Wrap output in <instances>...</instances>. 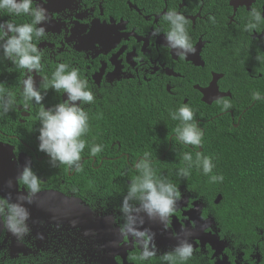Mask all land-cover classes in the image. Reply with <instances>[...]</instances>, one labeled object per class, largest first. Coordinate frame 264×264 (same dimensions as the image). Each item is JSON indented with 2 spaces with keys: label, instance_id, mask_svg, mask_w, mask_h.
Returning <instances> with one entry per match:
<instances>
[{
  "label": "flooded vegetation",
  "instance_id": "obj_1",
  "mask_svg": "<svg viewBox=\"0 0 264 264\" xmlns=\"http://www.w3.org/2000/svg\"><path fill=\"white\" fill-rule=\"evenodd\" d=\"M37 3L43 4V0H37ZM250 4V0H48L47 4H43L50 16V21L42 25L47 33L37 42L44 53V68L33 76L37 87L43 90L47 86L44 104L33 102L29 109L23 107L22 81L27 76V70L18 69L11 61L0 57V89L12 93L17 101L12 111L0 115V196L8 197L10 194L11 201L17 202L20 195H27L24 186L16 182L26 163H30L42 179V192L33 203H24L31 214L28 221L31 232L24 241H18L0 221V264H99L95 258L99 250L96 237L84 239L80 236L74 216L82 207L93 214L97 222L99 219L113 221L115 229L124 223L119 210L123 196L114 202L115 197L109 193L103 198L93 192H88L89 198L80 195L82 188L77 181L78 173L63 165L53 167L49 157L38 149L39 111L67 99L66 93L55 92L51 88L52 73L58 64L63 62L78 68L96 93L95 103L86 106L90 116V133L84 138L89 143V149L82 153V164L84 167L90 160L93 163L98 161L97 156L93 157L90 153L92 136L93 144L103 145L105 158L98 165H93V170L100 171L104 160H111L106 157L107 145L110 144L111 152L116 144L112 141L119 134L127 133L128 125H123L126 124L125 112L129 107L134 111L135 122H140L141 126L151 125V119L145 121L143 117L144 103L127 104L120 100L121 96L143 95L144 88L162 94L166 90L172 94V102L184 97L183 103L196 108L199 115V110L208 105L203 102V94L198 88H209L216 74L223 73L217 63L225 52L220 34L224 32L226 37L231 33L241 34V43L250 56H254L257 50L264 52V23L259 24L256 30H244L252 8L263 13L264 0L261 4L257 0ZM169 9L182 12L188 18L195 47L200 40L203 41L201 59L194 58L198 61L196 64L186 58L174 57L171 49L164 46V32L169 26L162 17ZM8 20L17 24L27 23L31 17H10L6 12L0 15V22ZM153 28L160 29V35L153 37ZM225 78L226 75L221 79L223 81L218 82L220 92L233 93L227 84L230 80L224 81ZM232 93L231 97L222 99L233 100ZM157 103L146 105L152 108L165 106ZM155 119L156 116L153 117ZM147 137L149 142L159 139L157 129L152 128ZM173 139L175 133L170 136L169 142ZM102 151L98 154L101 157L104 156ZM114 155L115 159H123L124 168L132 166L129 162L133 159L131 155L119 151ZM134 158L137 161L141 157ZM9 180L13 182L11 188L7 184ZM180 190L186 199L182 198L179 202L170 224L173 234L177 233L176 229L182 231V227L189 230L197 227L196 219H192L197 218L195 205L202 210L201 219L214 218L212 229L207 227L206 233L221 232L216 217L209 212L206 199L203 196L197 198L198 192L190 188ZM174 219L178 221L177 227L174 226L176 229L173 227ZM128 242L129 238L123 240V244ZM193 243L198 248L189 264H216L223 259V256L215 257L211 246L203 248L197 240ZM242 250L246 249L229 247L223 253L227 264H259L257 255L260 260L262 258L258 250L249 249L248 253ZM140 252L139 245L134 244L133 251L126 255L127 264H137L135 257ZM117 262L124 263L121 258H117Z\"/></svg>",
  "mask_w": 264,
  "mask_h": 264
},
{
  "label": "clouds",
  "instance_id": "obj_2",
  "mask_svg": "<svg viewBox=\"0 0 264 264\" xmlns=\"http://www.w3.org/2000/svg\"><path fill=\"white\" fill-rule=\"evenodd\" d=\"M47 2L48 0H43V4H47ZM250 2V5H252L253 0H250ZM43 4L37 3V0H0V15L6 12L10 17H31L30 22L27 23L17 24L11 20L0 22V57L11 61L18 69L27 70V76L22 81L21 92L24 102L23 107L26 110L31 107L33 102L38 105L44 104L48 94L47 86L45 85L43 90L40 86L37 87L36 79L33 76V73L38 74L44 68L42 63L44 53L37 46V42L45 37L47 31L42 25L50 21V16L48 9ZM162 19L169 26V29L164 32L166 41L164 46L171 49L174 57L186 58L187 61H192L193 64H196L201 59V51L198 54V47L193 44L195 41L189 33L188 18L182 12L169 9L163 14ZM210 19L215 22L214 18L210 17ZM261 23H264V10L262 13L256 8H252L249 12V22L244 30H256ZM160 33V29L153 28V37L160 35ZM197 44L198 46L203 45V41L200 40ZM194 58H197L198 61ZM244 64L240 67H243ZM245 69L251 80L240 89L241 94L246 95V97H239L235 106L232 107V103L229 100L222 99L218 95L212 98L211 104L205 102L208 107L199 110L201 120H196V108H192L188 104L177 108L176 111H170L171 119L180 122L174 129L175 139L180 144L199 147L200 151H202L203 144L211 138V136H207V132L210 133L212 128L217 131L224 118H227V123L230 118L229 133L234 135L238 132L247 111L253 108L257 101L264 100V96L254 88V85L258 82L256 73L248 66ZM224 76V73H218L212 81L215 82L218 89V82L219 80L223 81L221 79ZM258 77L261 78L263 75L259 74ZM243 83L244 79L242 78L240 86ZM51 88L55 92L62 91L63 94L66 93L67 99H64L62 103L55 104L49 108L44 107L39 111L38 149L49 157V162L53 167L60 168L63 165L74 173L82 172V153L84 150L87 151L88 148V143L84 137L90 130V116L86 106L95 103L97 99L96 93L89 86V80L78 68L63 62L59 63L52 73ZM198 89L201 92L205 88ZM232 90L235 92L234 89ZM230 92L221 93L219 90V94H230L228 97H231L232 92ZM182 98L184 100V97ZM203 99H205L204 95ZM16 103V98L12 93L0 89V115L8 114L14 109ZM140 124L139 122L140 129L137 130L139 134L146 130L148 131L149 128L147 126H141ZM209 127L211 128L207 130ZM210 140L217 143L220 139L211 138ZM175 143L176 141L173 139L169 144L171 149L169 150V146L168 148L166 147V152H170ZM102 150L103 145L101 144L90 146V153L93 157L97 156ZM213 159V157L203 156L199 151L196 152L195 159H193L191 152H184L182 153V160L186 162V166L178 169L176 174L182 178H188L191 175V169L195 167L198 171L202 170L203 174L207 176L216 167ZM133 166L139 172V175L128 184L127 193L123 196V201L119 208L124 220V223L119 226V236L122 240L131 238L134 244L139 245L141 252L135 259L140 261L158 259L161 264H188L195 255V246L189 239L193 233L188 228L182 227L183 236L180 233H174V237L178 240L177 245L173 249L167 248L163 251L158 249L155 243V232L143 227L146 215L149 220L159 221L165 230L171 228L170 224L173 222V216L179 208V202L182 200L180 187L167 177H158L156 175L151 153L149 152H145L142 158L134 162ZM223 180V175L210 176V182L212 183L223 182ZM16 182L24 186L27 190V195H20L17 202L11 201L10 194L8 197L0 196V221H2L4 228L8 232L15 236L18 241L23 242L24 238L31 232L28 224L31 214L28 208L24 206V203H33L38 194L42 192V179L33 170L31 164L26 163L16 177ZM7 184L10 188L13 186L11 180ZM210 218L214 224V218L208 217V219ZM209 228L212 229L211 225ZM220 233L211 232L207 234L218 236L221 241H227L228 245L224 250L225 252L229 247H232L231 242L221 238ZM198 242L200 243L199 246H201V242ZM224 258L227 259L223 255V259L216 264L223 263ZM261 258L263 259L262 255ZM262 259L260 260V256L257 255L259 264Z\"/></svg>",
  "mask_w": 264,
  "mask_h": 264
},
{
  "label": "trees",
  "instance_id": "obj_3",
  "mask_svg": "<svg viewBox=\"0 0 264 264\" xmlns=\"http://www.w3.org/2000/svg\"><path fill=\"white\" fill-rule=\"evenodd\" d=\"M261 1L257 0L258 4H261ZM189 33L191 35L190 29ZM223 35L220 34V37L225 52L217 63L221 67L219 71L226 75L225 80H232L227 81L228 88L235 90L232 94L234 99L227 98V100L232 101L235 106L239 97H246L240 92L243 85L251 80L246 72V66L256 73L258 82L255 81L257 83L254 88L264 96V52L257 50L254 56H249L248 50L241 43V34L231 33L227 37ZM243 64L244 66L240 67ZM259 74L263 77L259 78ZM242 78L244 83L240 86ZM143 91V95L142 93L134 96L126 94L121 96L120 100L127 104L144 103L151 104V106L154 102L165 104L163 107L153 108L144 105L145 121H150L148 118L151 119L148 131L151 128L157 129L159 139L149 142L147 130L137 136V130L140 129L139 123L134 121V111L129 107L128 112H125L126 124L123 125V127L128 125L127 133L119 134L118 138L116 137L112 141L116 144L111 152L110 144L107 145L106 157L111 160L105 159L100 171L93 170V165H98L100 160L105 158L102 151L104 156L97 155V163H93L92 160L86 162L83 171L78 173L77 181L82 188L80 195L84 194V197H88V192L89 194L93 192L97 197L103 198L104 194L109 193L115 197L114 202L118 201L120 197L126 195L131 180L139 175L137 170L134 171V157L142 158L145 152H149L158 177H167L180 189L190 188V190L198 192L197 198L203 196L209 204V212H212L217 219L221 229V238L231 242L232 247L246 249L242 250L245 253H248L249 249L258 250V253L263 257L260 264H264V100L257 101L256 105L247 111L236 134L229 133L230 118L228 123L227 118H224L217 131L212 128L210 133L207 132V136L220 139L217 143L210 138L203 144V150L200 151L199 147L182 145L174 139L176 143L172 150L166 152L170 144L169 138L180 123L172 120L169 113L176 111L179 105L180 107L184 105L183 98L180 101L172 102V94L166 90L164 94L147 88H144ZM173 104L175 106H172ZM188 105L190 106V104ZM154 116H156L155 120H153ZM196 118V120L200 119L197 113ZM156 124L158 128L155 126ZM91 139L93 145L92 136ZM116 151L132 156L133 159L129 160L132 163L130 168H124L123 159L113 158ZM197 151L201 152L203 156L214 158L213 163L216 167L213 172L206 176L202 170L198 171L193 167L188 178L178 176L176 174L178 169L186 166V162L182 160V153L191 152L195 159ZM125 160L124 164H126ZM211 175H223L224 180L212 183L210 182ZM219 195H222L223 200L220 204H216L215 200ZM136 263L161 264V261L158 259L140 261L138 259Z\"/></svg>",
  "mask_w": 264,
  "mask_h": 264
},
{
  "label": "water",
  "instance_id": "obj_4",
  "mask_svg": "<svg viewBox=\"0 0 264 264\" xmlns=\"http://www.w3.org/2000/svg\"><path fill=\"white\" fill-rule=\"evenodd\" d=\"M202 49V45L198 46V54ZM222 76V75H221ZM219 79V78H216ZM202 94L205 96L204 102L207 104L212 103V98L215 96L228 97L230 94H219L218 86L215 82H212L210 87L207 89L201 90ZM186 199L185 196L182 197ZM222 200V196H219L216 204H219ZM197 212V218L192 217V219H196V229H191L190 231L193 233L191 237H189L190 242L193 243L194 240H198L201 242V246L204 248L207 244H209L212 249L215 251L216 255L222 254L227 247V241H221L218 236H211L210 234L205 233V229L213 224L212 219H208L204 221L201 219V208L199 205H195ZM72 219L73 216H70ZM69 218V219H70ZM75 218V226L80 231V236L84 237H96V243L99 250L95 254L96 262L99 264H119L117 262V258L123 259V264H127L126 258L129 251H133L134 242L131 238H129V242L123 244L122 238L119 236V228L114 227L113 221L101 220L97 222L93 218V214L87 212L86 209L80 207V211L76 213ZM173 227H177V219H174ZM189 223V222H187ZM144 228H149L153 232H155V243L158 249L165 251L167 248L173 249L178 240L174 237L171 229L165 230L164 226L159 221L149 220L145 215V224ZM174 227V228H175ZM176 229V228H175ZM177 233H180L183 236V232L179 229H176ZM194 244V243H193ZM195 249L198 248V245L194 244ZM219 264H227V259L224 258L223 263Z\"/></svg>",
  "mask_w": 264,
  "mask_h": 264
},
{
  "label": "rangeland",
  "instance_id": "obj_5",
  "mask_svg": "<svg viewBox=\"0 0 264 264\" xmlns=\"http://www.w3.org/2000/svg\"><path fill=\"white\" fill-rule=\"evenodd\" d=\"M87 236H84V239L86 238ZM220 256H223V253L222 254H219V255H216V257H220Z\"/></svg>",
  "mask_w": 264,
  "mask_h": 264
}]
</instances>
